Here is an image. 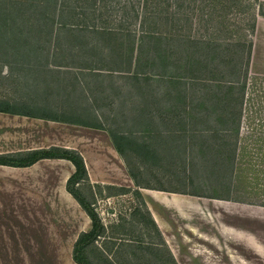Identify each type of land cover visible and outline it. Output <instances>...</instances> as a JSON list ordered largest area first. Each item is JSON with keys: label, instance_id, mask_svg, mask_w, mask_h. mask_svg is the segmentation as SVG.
Listing matches in <instances>:
<instances>
[{"label": "trees", "instance_id": "16d2710c", "mask_svg": "<svg viewBox=\"0 0 264 264\" xmlns=\"http://www.w3.org/2000/svg\"><path fill=\"white\" fill-rule=\"evenodd\" d=\"M257 15L264 16L260 0H0V82L15 75L12 70L20 68L16 63L26 50L38 58L46 52L45 61L75 71V89H80L79 75L103 78L124 95L123 104L132 99L131 120L140 126L138 134L153 139L161 124L176 120L158 135L178 141L176 147L193 157L208 158L227 178L229 192L209 196L144 187L264 207V132L255 128L264 127V111L252 102L256 84L264 88V76L248 70ZM42 30L41 40L32 39ZM70 51L77 62H65ZM154 103L165 117L148 115ZM8 105L9 100H0V112L104 130L124 157L117 141L127 137L122 128L90 123L76 113H44V107L29 114ZM141 144L146 153L157 154L152 143ZM41 159H65L74 166L65 189L91 228L78 234L71 258L75 264H91L85 249L104 233V226L79 187L88 181L83 157L51 146L0 154V166L28 167Z\"/></svg>", "mask_w": 264, "mask_h": 264}, {"label": "rangeland", "instance_id": "374dc122", "mask_svg": "<svg viewBox=\"0 0 264 264\" xmlns=\"http://www.w3.org/2000/svg\"><path fill=\"white\" fill-rule=\"evenodd\" d=\"M45 33L42 30L32 39L41 40ZM45 58L46 52L39 58L32 50H26L23 57L21 54L19 62L16 63L20 68L12 70L15 75L0 82V100H9V108L29 114H39L41 108L48 107L49 111L44 109L42 112L70 116L76 113L86 116L84 118L90 123L98 120L112 129L122 128L121 132H125L127 137L117 139L124 152L123 158H117L118 165L113 164V155L106 146L98 140H88L86 156L91 160V174L105 176L106 182L116 183L121 175L132 182L130 188L148 186L199 192L209 196L229 192L227 178L220 176L218 167L208 158L193 157L176 147L178 141L173 142L170 138L158 135L172 128L176 120L171 118L170 124H161L159 132L152 134L153 139L145 138L137 132L140 126L132 124V99H127L123 104L121 99L124 95H117V92L112 91L111 86L105 84L107 80L103 78L79 75L80 89H75L72 84L76 72L68 71L65 66L55 67L57 63L53 60L45 61ZM77 60L73 51H70L65 62L72 63ZM6 72L9 73L5 68L4 73ZM92 92H95L94 95ZM120 92L128 94L123 90ZM252 102L254 108L263 107L259 112L264 111V88L260 82L256 84V94ZM152 106L154 109L149 116L165 117V111L159 109L160 105L154 103ZM258 118L260 119L259 116ZM62 123L0 112V154H17L49 144L67 145L73 139L72 130ZM255 128L261 134L264 132L261 125H256ZM104 133L106 139L110 140L107 132ZM91 134L90 132L89 136ZM141 142L155 145L157 154L151 156L146 153ZM68 169L67 163L57 161H40L28 169L0 166V264H75L71 258L73 243L84 229L88 218L80 206L62 190L65 185L62 179L69 172ZM128 170L135 179L128 174ZM126 173L128 175L125 177ZM79 187L95 206L102 222L144 219L142 199L134 194L106 200L107 194L119 190L104 183L96 184L90 181L89 176L88 181L81 183ZM124 190L128 188H121L120 191ZM226 206L232 213L217 214V218L220 223L231 225L234 238L262 244L260 247L263 255H256L249 249L240 250L243 252L241 263L264 264V207L236 202L227 203ZM97 248L95 244H91L84 254L91 264H106ZM122 250H116L115 264H132L137 261L146 263L147 254L144 248H136L135 253L130 256L131 260L129 254Z\"/></svg>", "mask_w": 264, "mask_h": 264}, {"label": "crops", "instance_id": "0c3cea01", "mask_svg": "<svg viewBox=\"0 0 264 264\" xmlns=\"http://www.w3.org/2000/svg\"><path fill=\"white\" fill-rule=\"evenodd\" d=\"M260 1L264 2V0ZM248 70L252 75L264 76V16L257 15L256 17ZM62 124L69 126L72 130L73 139L69 140V144H49L29 150L51 146L75 150L83 157L90 181L96 184L104 183L116 188L114 190H119L107 194L106 200L128 194H134L140 200L142 199L144 219H132L126 222L119 220L102 222L104 233L98 237L94 244L98 247V253L104 257L106 264H115L114 254L120 248L123 249L124 253H128L129 257L135 253L136 248H144L147 254L145 264H234V262L242 264L243 252L240 251L242 249H249L256 255H263L260 247L262 244L244 238H234L231 225L218 221L217 214L228 215L232 213L231 209L226 206L231 201L141 186L130 188L133 185L132 182L125 180L121 175L118 176L120 183L106 182L107 177L91 174V160L86 156L89 146L88 140H98L113 155V164H119L117 158L121 155L115 150L111 141L106 139L104 131L95 128L87 130V127L81 125ZM82 132L88 133V135L78 134ZM90 132L92 134L89 136ZM90 144H94V142H90ZM40 161L65 162L69 165V172L62 179L63 185L74 171L72 163L65 159H41L31 166L17 167V169L32 168ZM127 175L126 173L124 176ZM122 181H128V183L122 184ZM121 188H128V190L120 191ZM62 190L66 196L68 195L75 201L66 191L65 185ZM97 203H99L98 200ZM87 218L86 226L80 232L90 230L91 223L88 216ZM141 263L137 261L132 264Z\"/></svg>", "mask_w": 264, "mask_h": 264}, {"label": "bare ground", "instance_id": "6f19581e", "mask_svg": "<svg viewBox=\"0 0 264 264\" xmlns=\"http://www.w3.org/2000/svg\"><path fill=\"white\" fill-rule=\"evenodd\" d=\"M87 223V222H86ZM85 226V225H84Z\"/></svg>", "mask_w": 264, "mask_h": 264}]
</instances>
